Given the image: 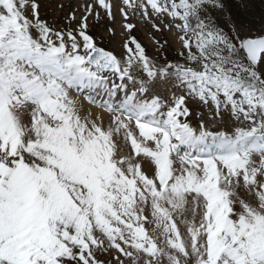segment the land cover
Here are the masks:
<instances>
[{
  "label": "snow or ice",
  "instance_id": "1",
  "mask_svg": "<svg viewBox=\"0 0 264 264\" xmlns=\"http://www.w3.org/2000/svg\"><path fill=\"white\" fill-rule=\"evenodd\" d=\"M45 4L0 0V264H264V13Z\"/></svg>",
  "mask_w": 264,
  "mask_h": 264
},
{
  "label": "rangeland",
  "instance_id": "2",
  "mask_svg": "<svg viewBox=\"0 0 264 264\" xmlns=\"http://www.w3.org/2000/svg\"><path fill=\"white\" fill-rule=\"evenodd\" d=\"M57 2H58V0H46L45 9L47 10V15H49V17L51 19H60L61 23H63V20H62L63 14L59 13L56 9ZM77 2H78V0H72L73 5H75ZM263 3H264V0H263ZM45 9H42V12L45 11ZM117 20L119 21V15H117ZM106 25H107L106 20L101 21V23L99 25L92 24L90 21V32H91V34L96 36V37L106 36V32H105V26ZM134 34L140 39L141 43H143L145 45V47L148 51V54L153 55L154 49L152 48L151 42L149 41L144 30L140 29L137 32H135ZM166 36H167V34H166ZM169 40H171L170 37H169ZM101 46L108 48V49H116L117 53L119 52V40L108 41L107 39H105V41L102 43ZM176 47H177V45L171 44V47L167 51L166 55L169 57L173 56L174 55V49ZM93 111H95V109H93Z\"/></svg>",
  "mask_w": 264,
  "mask_h": 264
},
{
  "label": "trees",
  "instance_id": "3",
  "mask_svg": "<svg viewBox=\"0 0 264 264\" xmlns=\"http://www.w3.org/2000/svg\"><path fill=\"white\" fill-rule=\"evenodd\" d=\"M235 2V0H234ZM252 11L254 13H264V3L263 0H251Z\"/></svg>",
  "mask_w": 264,
  "mask_h": 264
}]
</instances>
